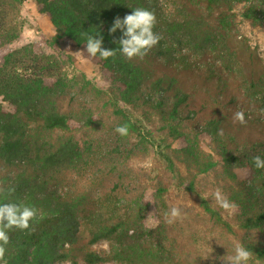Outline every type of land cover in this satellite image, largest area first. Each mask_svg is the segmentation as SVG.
<instances>
[{
  "label": "trees",
  "instance_id": "obj_1",
  "mask_svg": "<svg viewBox=\"0 0 264 264\" xmlns=\"http://www.w3.org/2000/svg\"><path fill=\"white\" fill-rule=\"evenodd\" d=\"M23 2L0 0L1 45L17 39ZM37 3L51 20L53 40L70 50H86V33H99L105 48L118 50L113 41L121 33L109 29L135 8L155 13L161 39L143 60L119 52L108 60L90 57L102 71L100 85L83 76L68 80L60 62L34 55L30 46L4 55L0 203L14 188L10 199L38 214L28 230L8 232L0 262L224 264L241 244L253 253L250 264H264V169L253 164V157L264 158V47L248 32H264V0H171L168 8L157 0ZM237 110L243 125L233 121ZM122 125L125 136L115 131ZM151 155L164 175L138 187L121 182L134 158ZM96 161L102 176L75 178ZM217 188L234 208L215 203ZM150 189L159 219L153 230L144 223ZM170 189L190 196L219 236L207 259L201 234L185 233L183 220L174 227L165 221ZM102 242L110 251L96 249Z\"/></svg>",
  "mask_w": 264,
  "mask_h": 264
},
{
  "label": "rangeland",
  "instance_id": "obj_2",
  "mask_svg": "<svg viewBox=\"0 0 264 264\" xmlns=\"http://www.w3.org/2000/svg\"><path fill=\"white\" fill-rule=\"evenodd\" d=\"M159 7L168 8L171 5V0H157ZM259 5V4H255ZM259 9L262 11L261 6ZM240 12V11H239ZM240 14V13H239ZM264 15L261 13L260 15ZM17 20L19 23V32L16 40L10 44L1 45L0 43V63L3 62V57L5 54L13 51L22 49L23 47H31L28 49L32 51L34 55L38 57L42 55L52 56L58 62H60L61 70L66 75L68 80H79L83 76L87 81L95 84H103L102 71L94 61L87 55L84 48L78 50H70L67 45L60 42H55L53 36L55 34L54 27L51 23L50 18L41 13V6L38 5L37 0H24L22 5L19 7V13L17 15ZM249 33L257 35L255 39L264 47V32L257 29H248ZM240 35V34H238ZM80 53V54H78ZM47 64V63H46ZM43 62V67H46ZM0 103H2V98L0 97ZM103 164L101 162H95L88 170L82 172L75 176L76 179H97V177L103 174ZM164 175V169L162 162L156 155H151L149 157H139L134 158L131 162V168L124 174L121 182L138 187L142 184H150L156 181L159 176ZM74 179V178H73ZM110 180L106 181L108 185ZM114 180L109 184L112 187ZM73 184V183H71ZM133 185L130 186L133 189ZM68 186L64 185L62 188L65 190ZM171 191V189H170ZM152 190H147L146 192V202L149 205L152 204L153 197ZM168 196L171 199L170 207H179L182 211L183 218L180 221H184L183 226L185 227V233L200 235L202 239L200 240V249L202 255L205 257L209 254L212 246H219L220 240L217 234H214L213 228L207 223L205 215L200 212L198 207H196L190 198L186 195L184 191L179 189H173ZM145 226L148 230L155 229L159 224V219L154 207L151 205L146 216ZM174 223L170 224V227H174ZM184 234V233H183ZM192 241V240H191ZM98 251H110L111 244L108 242H102L96 246ZM31 258L35 255L32 251ZM70 264L68 261L55 260L50 264ZM0 264H5L0 262ZM104 264H121L117 261L108 262Z\"/></svg>",
  "mask_w": 264,
  "mask_h": 264
},
{
  "label": "clouds",
  "instance_id": "obj_3",
  "mask_svg": "<svg viewBox=\"0 0 264 264\" xmlns=\"http://www.w3.org/2000/svg\"><path fill=\"white\" fill-rule=\"evenodd\" d=\"M157 18L154 12L144 9L135 8L130 14L123 18L119 16L113 21L109 29L110 34L117 31L121 33L118 41V50L114 51L104 47L103 36L99 33L85 35L86 52L89 57L102 60H108L117 55V52L127 60L131 61L139 58L143 60L149 52L158 45L161 37L154 32ZM80 54V53H78ZM233 121L241 125L246 123L245 114L241 110L235 111ZM115 131L121 136L128 134L126 125L119 126ZM253 164L257 169H264V158L257 155L253 157ZM15 189H7L6 202L0 203V259L6 254V245L10 242L8 232L13 229L21 231L28 230L31 222L37 218L38 211L35 207L28 206L22 202H14L10 197L14 194ZM5 189L0 188V194H4ZM215 203L224 210H230L235 207L227 196L217 188L213 193ZM183 218L182 211L179 207H171L164 213V219L167 223L172 224ZM253 253L241 244H236L232 252L223 257L224 264H250ZM208 256L205 257L207 259ZM67 264V262H66Z\"/></svg>",
  "mask_w": 264,
  "mask_h": 264
}]
</instances>
